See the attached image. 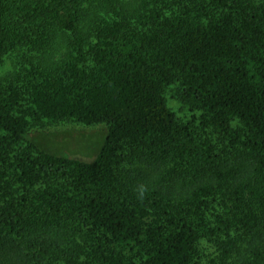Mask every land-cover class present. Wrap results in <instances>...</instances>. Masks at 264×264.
Segmentation results:
<instances>
[{"label":"trees","instance_id":"1","mask_svg":"<svg viewBox=\"0 0 264 264\" xmlns=\"http://www.w3.org/2000/svg\"><path fill=\"white\" fill-rule=\"evenodd\" d=\"M7 55L0 264H264V0H0ZM65 120L92 159L29 138Z\"/></svg>","mask_w":264,"mask_h":264},{"label":"rangeland","instance_id":"2","mask_svg":"<svg viewBox=\"0 0 264 264\" xmlns=\"http://www.w3.org/2000/svg\"><path fill=\"white\" fill-rule=\"evenodd\" d=\"M10 55L4 58L1 69L12 66ZM168 103L176 111L177 116L185 121L192 119L194 113L179 97L178 84L174 83L166 89ZM108 125L106 122L84 124L76 120H65L56 123L32 125L29 138L40 146L54 152L67 151L70 155L83 159H92L99 150Z\"/></svg>","mask_w":264,"mask_h":264}]
</instances>
